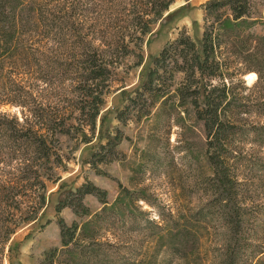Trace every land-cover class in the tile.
I'll use <instances>...</instances> for the list:
<instances>
[{
	"label": "trees",
	"instance_id": "16d2710c",
	"mask_svg": "<svg viewBox=\"0 0 264 264\" xmlns=\"http://www.w3.org/2000/svg\"><path fill=\"white\" fill-rule=\"evenodd\" d=\"M19 2L0 0V71L10 62L15 65L13 77L24 85L19 93L22 96L8 99L21 108L22 121L0 112V164L9 166L0 169V226L2 248L10 252L19 247L11 245L17 229L37 221L46 208L48 183H59V170H66L59 151L61 137L83 143L98 139L97 149L88 161L95 170L101 164L121 160L119 148L127 137L119 128L106 131L107 117L101 115L115 83L118 60L135 53L130 44L136 42L134 45L141 48L176 0H120L128 19L112 40L96 46L95 41L82 38L75 44L64 43V52L49 47L46 40L26 37V32L34 29L33 24L38 29L41 13ZM251 3L252 0L207 1L202 6L205 27L201 39L183 32L146 62L139 53V85L132 91H121L125 106L116 116L121 126H128L132 119L150 117L160 104L178 119L192 115L206 137L205 158L213 171V204L193 215L167 221L168 229L158 224L153 227L161 236L166 234L159 238L160 242L169 243L171 251L185 262L199 256L203 236L200 226L205 230L208 225L216 227L213 235L219 244L212 249L213 264H264V212L261 207H252V192L258 185L242 180L241 176L248 175H241L239 170L242 164L252 166L261 172L264 182V157L260 152L256 156L244 154L236 145L237 137H245L264 149V36L245 33L253 26ZM188 7L189 3L166 18ZM32 59L35 66L31 76L38 84L36 96L29 94L24 83L28 73L19 71L17 64L18 60ZM178 74L184 77L175 89ZM250 75H255L252 81L243 79ZM241 89L253 96L245 97ZM251 113L257 116L256 121L241 117ZM250 176L260 178L253 175L252 169ZM65 188L66 184L59 187L56 211L61 214L70 209L77 220L69 225L59 219L63 249L46 252L43 264H54L57 258L59 264H88L106 251L99 241L103 224L99 219L106 212L123 214L129 210L126 197L130 191L120 185L119 198L111 205L107 190L92 182ZM87 196L95 197L102 210L92 213L85 203Z\"/></svg>",
	"mask_w": 264,
	"mask_h": 264
},
{
	"label": "rangeland",
	"instance_id": "374dc122",
	"mask_svg": "<svg viewBox=\"0 0 264 264\" xmlns=\"http://www.w3.org/2000/svg\"><path fill=\"white\" fill-rule=\"evenodd\" d=\"M19 1L23 5H32L41 13L38 15V29L36 30L33 24L34 29L28 30L26 37L46 40L49 47H54L59 52L65 51V48H61L64 43L75 44L82 38L93 40L96 46H100L112 40L113 35L128 19V12L120 0ZM207 1L209 0H176L164 19L154 26L152 35L145 38L141 48L134 45L136 42L130 44L135 53L118 60L113 77L115 83L105 98L101 113L107 117L106 131L113 132L119 128L127 137L119 148L121 160L107 165L101 164L95 170L88 161L97 149L98 139L83 143L80 140L61 137L59 151L66 166L65 171L59 170L61 181L57 184L48 183L46 208L41 211L37 221L17 229L11 238V245L14 247L19 244V247L13 248L12 252L9 248H2L0 226V264H43L46 252L54 248L62 251L58 221L63 218L71 225L77 219L70 209H65L61 214L57 213L59 187L66 184V190L75 189L87 181L107 190L111 205L119 198L120 185L130 191L129 197H126L129 210L125 209L123 214L106 212L99 219V222L103 223L99 230V241L104 243L102 248L106 251L100 252V255L88 264H213L212 249L219 247L213 235L215 226L207 225L205 230V226H200L203 236L199 256L190 257L188 262L174 254L167 246L169 243L160 242L159 238L166 234L161 236L153 228L158 224L168 229L167 221L171 223L179 216L193 215L203 207L207 208L213 204L215 195L210 183L213 171L206 162V137L202 127L194 122L192 115L178 119L160 104L153 109L150 117L141 121L132 119L126 127L116 120L117 112L125 106L121 91H132L139 85L142 71V67L137 66L139 53L144 56L146 62L151 57L158 56L166 44L175 41L183 32H187L194 39H201L205 27V12L202 6ZM188 3L189 7L185 11L174 13L170 19L166 18L169 13ZM250 21L253 26L245 29V33L264 36V0H252ZM18 61L19 71L22 69L28 73L27 77L24 76V83L30 91L29 94L38 95L36 77L31 76L35 60ZM14 67L10 62L1 67L0 112L18 116L22 121L21 108L8 102L11 101L8 99L22 96L19 93L24 86L23 81L13 77ZM183 77L182 74L176 76L175 89ZM243 79L248 80L247 77ZM240 92L245 97L253 96L248 90L241 89ZM241 117L250 118L251 121L257 120L254 113L241 114ZM98 125L100 127L101 118ZM236 145L244 154L256 156L260 152L264 157V149H259L251 138L237 137ZM13 166H16V161ZM5 167L9 166L0 164V169ZM251 169L253 175L260 178H252ZM239 170L241 175H248L241 176L242 180L248 179L252 185H258L252 192L255 197L252 207H261L264 212V186L259 184L264 183L261 172L244 164ZM139 197H146L148 201ZM85 203L92 213L103 208L93 196H87ZM261 220L264 229V214ZM59 262L57 258L54 264Z\"/></svg>",
	"mask_w": 264,
	"mask_h": 264
},
{
	"label": "bare ground",
	"instance_id": "6f19581e",
	"mask_svg": "<svg viewBox=\"0 0 264 264\" xmlns=\"http://www.w3.org/2000/svg\"><path fill=\"white\" fill-rule=\"evenodd\" d=\"M247 78H248V80L252 81V80L255 78V75H250V76H248ZM251 79H252V80H251Z\"/></svg>",
	"mask_w": 264,
	"mask_h": 264
}]
</instances>
